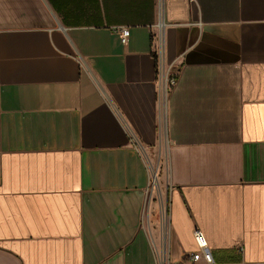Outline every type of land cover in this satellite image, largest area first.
<instances>
[{
  "label": "crops",
  "instance_id": "0c3cea01",
  "mask_svg": "<svg viewBox=\"0 0 264 264\" xmlns=\"http://www.w3.org/2000/svg\"><path fill=\"white\" fill-rule=\"evenodd\" d=\"M196 228L264 264V0H0V264H193Z\"/></svg>",
  "mask_w": 264,
  "mask_h": 264
},
{
  "label": "built area",
  "instance_id": "2783aa9c",
  "mask_svg": "<svg viewBox=\"0 0 264 264\" xmlns=\"http://www.w3.org/2000/svg\"><path fill=\"white\" fill-rule=\"evenodd\" d=\"M161 21V20H160ZM160 21L158 22V31H157V44L155 49V58H156V72H157V83L159 88V97L166 99L171 92V89L177 83V74L173 73L167 65L165 58V43L163 37V31L160 28ZM122 38L125 41L129 34L128 28L121 29ZM156 175H154L155 177ZM157 177V176H156ZM157 179H153L156 181ZM151 184V183H150ZM194 239L198 245L199 251L191 255V260L193 264L201 258L204 257L205 264H215L213 257L209 251L207 239L204 233L199 229H194L193 232ZM160 264H166L164 256H160Z\"/></svg>",
  "mask_w": 264,
  "mask_h": 264
},
{
  "label": "rangeland",
  "instance_id": "374dc122",
  "mask_svg": "<svg viewBox=\"0 0 264 264\" xmlns=\"http://www.w3.org/2000/svg\"><path fill=\"white\" fill-rule=\"evenodd\" d=\"M157 179L156 181H158V178L155 176L154 177V173H152V178H151V186H150V188L152 189H154V187H155V189H157L158 191H159V193L160 194H158V196L156 197V199H155V202L157 203L158 202V204H160V206H161V215H162V230H164V227L166 226V221H167V201H166V198H165V195H166V193H165V186H163V185H157L158 184V182L156 183V181H153V179Z\"/></svg>",
  "mask_w": 264,
  "mask_h": 264
},
{
  "label": "bare ground",
  "instance_id": "6f19581e",
  "mask_svg": "<svg viewBox=\"0 0 264 264\" xmlns=\"http://www.w3.org/2000/svg\"><path fill=\"white\" fill-rule=\"evenodd\" d=\"M162 6H163V5H162V3H161V12H162ZM160 28H161V30L163 31V23H162V22L160 23ZM156 183H157V181H156Z\"/></svg>",
  "mask_w": 264,
  "mask_h": 264
}]
</instances>
